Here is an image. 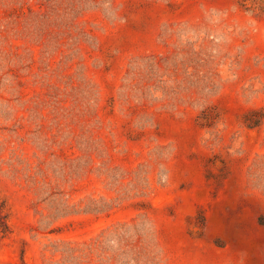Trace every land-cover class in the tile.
<instances>
[{"label": "rangeland", "instance_id": "obj_1", "mask_svg": "<svg viewBox=\"0 0 264 264\" xmlns=\"http://www.w3.org/2000/svg\"><path fill=\"white\" fill-rule=\"evenodd\" d=\"M0 264H264V0H0Z\"/></svg>", "mask_w": 264, "mask_h": 264}]
</instances>
